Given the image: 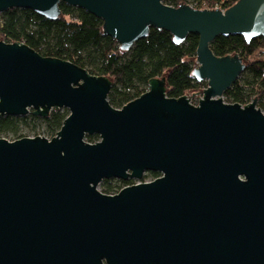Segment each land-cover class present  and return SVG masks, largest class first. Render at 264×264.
Instances as JSON below:
<instances>
[{
    "label": "water",
    "instance_id": "95a60500",
    "mask_svg": "<svg viewBox=\"0 0 264 264\" xmlns=\"http://www.w3.org/2000/svg\"><path fill=\"white\" fill-rule=\"evenodd\" d=\"M60 2L100 18L124 50L150 27L176 44L196 33L192 73L207 86L194 104L186 94L167 96L164 78L154 77L113 107L107 77L0 40V116L68 110L50 138L0 137V264H264V113L256 99L224 101L245 62L210 49L219 35L264 37V0L225 9L0 0V12L29 8L55 18ZM148 171L159 176L115 194L98 189L103 179L139 180Z\"/></svg>",
    "mask_w": 264,
    "mask_h": 264
},
{
    "label": "trees",
    "instance_id": "16d2710c",
    "mask_svg": "<svg viewBox=\"0 0 264 264\" xmlns=\"http://www.w3.org/2000/svg\"><path fill=\"white\" fill-rule=\"evenodd\" d=\"M237 0H164L171 6L196 2L207 7L225 9ZM60 14L47 18L29 8H9L0 12V40L23 42L43 56L56 57L73 62L89 73L105 76L111 81L107 95L113 107L139 96L148 89L151 78H164L166 95L179 97L189 93H202L206 81H197L192 73L196 62L198 35L189 33L181 44L172 40L165 29L149 28L146 36L124 50L111 36L102 30V20L87 10L59 3ZM210 49L216 56L238 54L245 67L237 80L223 92L226 102L242 105L256 99V106L264 113V58L248 59L257 50L264 49V37L258 36L246 42L239 34L219 35L210 42ZM66 108L52 109L47 116L29 112L22 116H0V137L11 139L23 136L55 135ZM44 124V130L37 128ZM97 134H86L85 140L95 142ZM148 171L147 176H156ZM101 191L108 192L114 185L103 179ZM120 187V186H117Z\"/></svg>",
    "mask_w": 264,
    "mask_h": 264
},
{
    "label": "flooded vegetation",
    "instance_id": "af4514ba",
    "mask_svg": "<svg viewBox=\"0 0 264 264\" xmlns=\"http://www.w3.org/2000/svg\"><path fill=\"white\" fill-rule=\"evenodd\" d=\"M199 99V98H198ZM198 99H197V101H198ZM193 103V102H192ZM197 103V102H196ZM148 172H146V173H144L143 174V176H142V178L141 179H139V180H141V181H150V180H153V179H155L156 177H158L159 176V174L158 175H156V176H148L149 177V179H144V177H146ZM133 180H134V178H132V177H128V178H126V179H121V178H108L107 179V181H109L110 183H112L113 185H114V187L111 189V190H109L108 192H103V193H105V194H115V193H117L121 188H123L124 186H127V185H131V184H133ZM101 183V182H100ZM117 186H120V187H117ZM101 191V190H100Z\"/></svg>",
    "mask_w": 264,
    "mask_h": 264
},
{
    "label": "rangeland",
    "instance_id": "374dc122",
    "mask_svg": "<svg viewBox=\"0 0 264 264\" xmlns=\"http://www.w3.org/2000/svg\"><path fill=\"white\" fill-rule=\"evenodd\" d=\"M253 58H264V49H259L257 50L253 55H251L248 59H253ZM197 66V62H195V67ZM188 96H190L192 98V102L194 103L198 96L201 95V93H194V95L192 96L191 93L187 94ZM223 97V95H222ZM189 98V97H188ZM224 99V98H223ZM44 130V124H40L37 128L38 132H42ZM32 136V134L30 135ZM7 139H11V137L9 136ZM99 139V138H98ZM144 179H149L148 176L144 177ZM98 189L101 190V186L100 184L98 185Z\"/></svg>",
    "mask_w": 264,
    "mask_h": 264
},
{
    "label": "built area",
    "instance_id": "2783aa9c",
    "mask_svg": "<svg viewBox=\"0 0 264 264\" xmlns=\"http://www.w3.org/2000/svg\"><path fill=\"white\" fill-rule=\"evenodd\" d=\"M193 7H195V8H199V9H203V8H209V7H207L204 3L201 5V7H197L196 5V2H189ZM215 7H217V6H215ZM189 97V100H190V102L192 103V98L190 97V96H188ZM201 97V95H199L198 96V98H200ZM197 98V99H198ZM196 102H197V100L194 102V104H196ZM138 182H141V180H138V179H134L133 180V184L134 183H138Z\"/></svg>",
    "mask_w": 264,
    "mask_h": 264
}]
</instances>
